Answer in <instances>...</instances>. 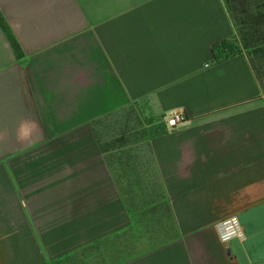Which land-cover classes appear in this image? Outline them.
I'll return each instance as SVG.
<instances>
[{"label":"crops","instance_id":"1","mask_svg":"<svg viewBox=\"0 0 264 264\" xmlns=\"http://www.w3.org/2000/svg\"><path fill=\"white\" fill-rule=\"evenodd\" d=\"M236 32L226 0H0V264H264V92L245 49L215 59Z\"/></svg>","mask_w":264,"mask_h":264},{"label":"trees","instance_id":"2","mask_svg":"<svg viewBox=\"0 0 264 264\" xmlns=\"http://www.w3.org/2000/svg\"><path fill=\"white\" fill-rule=\"evenodd\" d=\"M235 19L238 35L225 39L215 47V59L229 57L245 49L264 87V0H226ZM237 33V34H238ZM16 51L20 46L12 38Z\"/></svg>","mask_w":264,"mask_h":264},{"label":"built area","instance_id":"3","mask_svg":"<svg viewBox=\"0 0 264 264\" xmlns=\"http://www.w3.org/2000/svg\"><path fill=\"white\" fill-rule=\"evenodd\" d=\"M187 116L184 112H175L168 117L170 126H178L185 123ZM217 230L221 241L227 243L233 238H244V230L237 216H232L217 224Z\"/></svg>","mask_w":264,"mask_h":264},{"label":"rangeland","instance_id":"4","mask_svg":"<svg viewBox=\"0 0 264 264\" xmlns=\"http://www.w3.org/2000/svg\"><path fill=\"white\" fill-rule=\"evenodd\" d=\"M238 32H236V35H238V41L240 42V44H241V35L238 33ZM262 89H263V92H264V87H262ZM122 122H121V128L125 131L126 129H131V128H133V127H135L136 125H137V119L135 118V117H137L138 116V113L137 112H135V111H132L131 109H124L123 110V112H122ZM107 127L110 129L109 130V132L111 131H114V130H118V127H119V124L117 123V125H114V123H112V124H107ZM96 129H97V132L99 131V133H100V131H105L106 132V130L101 126V127H99V126H97L96 127ZM103 133V132H102ZM101 136H103L104 135V133H103V135L102 134H100ZM60 174H62V173H60ZM77 206H81V205H76V207Z\"/></svg>","mask_w":264,"mask_h":264}]
</instances>
